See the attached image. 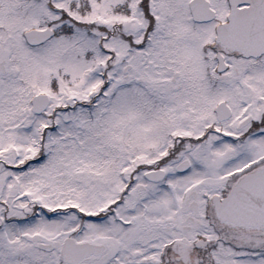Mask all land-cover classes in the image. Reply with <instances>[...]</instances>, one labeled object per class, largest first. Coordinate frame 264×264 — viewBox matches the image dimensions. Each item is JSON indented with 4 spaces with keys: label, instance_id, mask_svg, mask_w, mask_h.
Returning a JSON list of instances; mask_svg holds the SVG:
<instances>
[{
    "label": "snow or ice",
    "instance_id": "1",
    "mask_svg": "<svg viewBox=\"0 0 264 264\" xmlns=\"http://www.w3.org/2000/svg\"><path fill=\"white\" fill-rule=\"evenodd\" d=\"M0 264H264V0H0Z\"/></svg>",
    "mask_w": 264,
    "mask_h": 264
}]
</instances>
